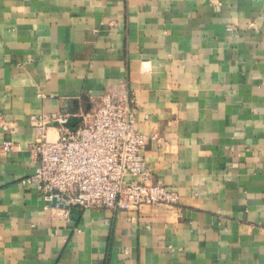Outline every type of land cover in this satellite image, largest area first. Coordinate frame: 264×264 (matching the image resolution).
I'll return each mask as SVG.
<instances>
[{"label": "crops", "instance_id": "1", "mask_svg": "<svg viewBox=\"0 0 264 264\" xmlns=\"http://www.w3.org/2000/svg\"><path fill=\"white\" fill-rule=\"evenodd\" d=\"M105 96L132 99L175 206L65 208L28 180L30 116ZM4 142L0 264H264V0H0Z\"/></svg>", "mask_w": 264, "mask_h": 264}, {"label": "built area", "instance_id": "2", "mask_svg": "<svg viewBox=\"0 0 264 264\" xmlns=\"http://www.w3.org/2000/svg\"><path fill=\"white\" fill-rule=\"evenodd\" d=\"M136 113L131 98L105 96L90 118L71 131L64 124L75 115H31L37 135L30 153L37 166L28 180L44 199L56 197L57 203L81 209L136 211L143 205L175 206L177 194L151 181L142 151L154 136L136 131ZM53 126L55 134L50 136ZM14 147L18 146L4 142L0 151Z\"/></svg>", "mask_w": 264, "mask_h": 264}, {"label": "water", "instance_id": "3", "mask_svg": "<svg viewBox=\"0 0 264 264\" xmlns=\"http://www.w3.org/2000/svg\"><path fill=\"white\" fill-rule=\"evenodd\" d=\"M82 121V116H70L67 118L66 123L64 124V126L68 129V130H72L77 124H79ZM56 124V123H54ZM52 204H56V197H53L51 200ZM60 206L65 207V208H69V205L67 204H62L59 203Z\"/></svg>", "mask_w": 264, "mask_h": 264}]
</instances>
